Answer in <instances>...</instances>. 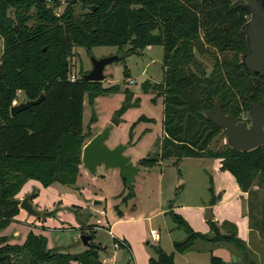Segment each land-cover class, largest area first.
<instances>
[{
    "label": "trees",
    "instance_id": "1",
    "mask_svg": "<svg viewBox=\"0 0 264 264\" xmlns=\"http://www.w3.org/2000/svg\"><path fill=\"white\" fill-rule=\"evenodd\" d=\"M61 1L57 13L60 0H0V230L17 214L15 195L27 179L43 186L74 183L81 148L92 137L90 124L95 121L91 112L82 124L83 100L92 107L96 96L119 90L117 84L103 87L98 81H85L81 74L69 80L73 48L89 53L92 47L112 46L121 60L139 55L144 46L160 45L162 79L151 86L162 106L158 157H172L174 163L181 157L218 158L220 169L234 177L243 193L255 181L263 195L253 226L264 238V145L247 151L227 144L212 148L214 138L223 134L202 114L216 99L224 115L237 118L247 115L250 104L263 105L264 74L247 72L239 60L245 50L242 26L247 8L236 0ZM201 59L208 62V70ZM122 75H129L125 66ZM146 87L144 83L145 91ZM17 92L24 100L41 92L43 97L11 117L9 107ZM122 92L115 117L135 103L127 88ZM156 161L142 158L139 164ZM166 213L185 236L172 242L170 253L153 247L155 257L148 259L149 264H177L173 254L186 251L195 239L244 248L235 225L227 220L221 222L226 232L208 221V236L192 231L171 209ZM88 235L83 250L68 253L47 248L45 237L31 231L21 243L7 242L8 236L2 234L0 255H8V264H99L102 247L92 242V231ZM0 264L6 261L1 259ZM208 264L234 262L209 254Z\"/></svg>",
    "mask_w": 264,
    "mask_h": 264
},
{
    "label": "rangeland",
    "instance_id": "2",
    "mask_svg": "<svg viewBox=\"0 0 264 264\" xmlns=\"http://www.w3.org/2000/svg\"><path fill=\"white\" fill-rule=\"evenodd\" d=\"M63 4L60 0L57 13ZM79 11L76 5L75 13ZM116 53L112 46L92 47L89 53L76 46L69 59L70 73L77 77L87 72L91 56ZM161 55L160 45H147L139 55H127L106 64L100 84L103 87L117 84L119 90L96 96L92 107L83 100L82 124L87 123L93 112L95 121L90 124L93 135L109 127L104 145L108 148L125 145L123 155L138 166L132 184L126 187L118 169L104 168L102 164L90 173L80 163L72 184L53 182L43 186L37 180L27 179L15 197L20 201L26 196L39 215L18 207L17 214L0 230V235L14 234L7 242L21 243L31 231L45 237L47 248L74 253L86 247L79 236L92 231V242L102 247L98 252L99 264H149L148 259L155 257L153 247L170 253L172 242L185 236L182 229L174 227L165 209L171 207L192 231L209 236L211 230L202 214L206 207H211V215L218 216L213 222L220 232L227 231L221 225L223 219L235 222L236 237L243 241V250L232 244L195 239L186 251L173 254L174 262L208 264L209 254H213L226 263L264 264V238L253 226L259 217L263 189L254 181L250 191L242 193L234 177L220 169L218 158L181 157L174 163L172 157H158L162 106L160 96L151 86L162 79ZM201 60L208 70V62ZM123 66L127 68V78L122 75ZM144 83L146 91L142 88ZM124 88L132 93L131 101L135 103L124 109L113 124L114 111L123 103ZM23 100L22 93L17 92L15 103ZM225 145L222 135L216 136L210 146L218 149ZM142 158L157 161L144 166L139 164ZM150 228L156 230L158 240L150 238ZM117 242L125 245L117 246Z\"/></svg>",
    "mask_w": 264,
    "mask_h": 264
},
{
    "label": "water",
    "instance_id": "3",
    "mask_svg": "<svg viewBox=\"0 0 264 264\" xmlns=\"http://www.w3.org/2000/svg\"><path fill=\"white\" fill-rule=\"evenodd\" d=\"M240 5L248 10V17L243 23L242 32L244 34L245 50L240 54L239 60L247 72L252 74H264V0H242ZM90 8H93L90 6ZM117 54L101 57H90V69L81 74L85 81H102L103 68L106 64L117 60ZM43 97L42 92L34 99L23 100L14 103L9 107V116L13 117L23 109H29L33 104L39 102ZM264 104V91L262 94ZM203 116L221 129L225 137L226 144L233 150L247 151L257 146L264 145V110L255 104H250L248 108L249 123L239 122L233 115H224L220 109L219 100H215L211 110L204 111ZM116 124L114 116L111 120ZM109 127L103 128L95 133L81 148L80 163L88 172L93 173L96 166L102 164L104 168H116L119 170L121 178L126 187L132 184L134 175L138 171V166L130 162V158L123 155L125 145L118 144L112 148L104 145V140L108 135ZM19 208L25 209L29 214L38 216L39 213L32 209L27 197L20 199ZM203 220L211 221L210 207L204 209ZM88 234L79 236L80 242L86 246L89 239ZM4 259L8 264V255H0V260Z\"/></svg>",
    "mask_w": 264,
    "mask_h": 264
},
{
    "label": "built area",
    "instance_id": "4",
    "mask_svg": "<svg viewBox=\"0 0 264 264\" xmlns=\"http://www.w3.org/2000/svg\"><path fill=\"white\" fill-rule=\"evenodd\" d=\"M68 78H69V80L72 81V80H74L76 77H75L73 74L69 73ZM149 235H150V238H151L152 240H157V239H158V234H157V232H156V230H155L154 228H151V229L149 230Z\"/></svg>",
    "mask_w": 264,
    "mask_h": 264
},
{
    "label": "crops",
    "instance_id": "5",
    "mask_svg": "<svg viewBox=\"0 0 264 264\" xmlns=\"http://www.w3.org/2000/svg\"><path fill=\"white\" fill-rule=\"evenodd\" d=\"M243 193V192H242ZM169 209H171V207L169 208ZM166 210L167 209H165V212H166ZM172 210V209H171ZM204 213V212H203ZM203 215V214H202ZM210 215H211V207H210ZM212 216V215H211ZM218 217V216H217ZM215 215H213L212 216V221H216L218 218H217ZM223 220H227V221H229V222H231V223H235L234 221H232V220H228V219H223ZM96 222H97V220H96ZM175 227V226H174ZM151 229V228H150ZM149 229V230H150ZM158 234V233H157ZM14 236V234L13 235H9V237L8 238H12ZM158 239H159V236H158ZM157 239V240H158ZM156 241V240H155ZM11 243H13V242H11ZM14 243H15V241H14ZM146 243H147V241H146ZM82 249H84V248H82ZM82 249H79L78 251H81Z\"/></svg>",
    "mask_w": 264,
    "mask_h": 264
},
{
    "label": "flooded vegetation",
    "instance_id": "6",
    "mask_svg": "<svg viewBox=\"0 0 264 264\" xmlns=\"http://www.w3.org/2000/svg\"><path fill=\"white\" fill-rule=\"evenodd\" d=\"M239 2L240 1H242V0H238ZM263 104V103H262ZM258 106H260V105H258ZM263 110H264V104L262 105V106H260ZM238 121L239 122H243V123H245V124H248L249 123V119H248V112H247V115H244V114H242L241 116H240V118H238Z\"/></svg>",
    "mask_w": 264,
    "mask_h": 264
}]
</instances>
